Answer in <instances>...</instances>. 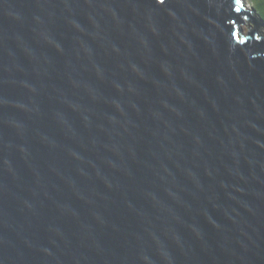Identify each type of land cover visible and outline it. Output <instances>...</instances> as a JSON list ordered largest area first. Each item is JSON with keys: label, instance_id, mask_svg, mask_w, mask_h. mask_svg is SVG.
<instances>
[{"label": "water", "instance_id": "water-1", "mask_svg": "<svg viewBox=\"0 0 264 264\" xmlns=\"http://www.w3.org/2000/svg\"><path fill=\"white\" fill-rule=\"evenodd\" d=\"M244 3L0 0V264H264Z\"/></svg>", "mask_w": 264, "mask_h": 264}, {"label": "trees", "instance_id": "trees-1", "mask_svg": "<svg viewBox=\"0 0 264 264\" xmlns=\"http://www.w3.org/2000/svg\"><path fill=\"white\" fill-rule=\"evenodd\" d=\"M252 2L253 11L257 17L264 23V0H250Z\"/></svg>", "mask_w": 264, "mask_h": 264}, {"label": "rangeland", "instance_id": "rangeland-1", "mask_svg": "<svg viewBox=\"0 0 264 264\" xmlns=\"http://www.w3.org/2000/svg\"><path fill=\"white\" fill-rule=\"evenodd\" d=\"M244 5H245V9H246L247 11H250V10L253 9L252 2H251L250 0H245ZM254 15L257 17V15H256L255 13H254ZM262 33L264 34V28H263Z\"/></svg>", "mask_w": 264, "mask_h": 264}]
</instances>
